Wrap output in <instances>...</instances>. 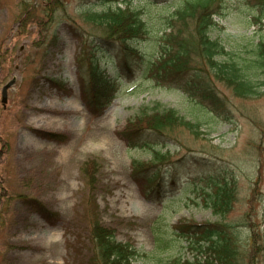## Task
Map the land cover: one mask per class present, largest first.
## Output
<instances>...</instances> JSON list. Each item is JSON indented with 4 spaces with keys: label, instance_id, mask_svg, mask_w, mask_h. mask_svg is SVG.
Here are the masks:
<instances>
[{
    "label": "rangeland",
    "instance_id": "obj_1",
    "mask_svg": "<svg viewBox=\"0 0 264 264\" xmlns=\"http://www.w3.org/2000/svg\"><path fill=\"white\" fill-rule=\"evenodd\" d=\"M62 1L56 10L48 9L55 11L54 20L49 22L44 15L48 1L0 0V264H85L92 243L89 219H85L89 210L85 211L83 199L91 192L81 166L93 156L102 162L101 183L94 193L101 221L116 229L117 240L132 243L139 250L135 264H153L160 257L153 252L152 230L157 222L165 227L179 218L220 220L203 201L216 182H236L237 199L229 220L240 219L253 207L247 219L253 218L263 227L264 170L257 187L247 179L256 177L258 165H264V93L245 98L215 81L227 99L232 121L210 110L203 112L182 89L144 76L143 65L158 52H151L145 39L130 40L139 49V65L123 72L116 97L102 114H93L81 96L82 74L77 60L83 42L102 33L84 19L83 11L101 9L105 2ZM127 1L133 6L144 3ZM150 1L145 3L150 23L157 22L154 15L161 19V14L179 3ZM158 2L168 6L155 5ZM223 3L220 27L214 34L242 57L249 41L260 34L258 24L251 21L256 7L252 0ZM120 4L125 6L126 2ZM123 52L121 42L106 48L99 55L102 70L113 76L116 61L106 60L105 55ZM88 66L87 60L83 70ZM14 76L4 102L2 87ZM155 105L175 107L203 124L200 137L179 129L176 140L182 145L168 138L163 139L167 145L157 144L162 150L174 151L163 171L167 177L175 175L176 182L166 186L159 199L149 200L142 196L131 171L133 159L149 160L152 150L128 145L118 130L143 107ZM48 132L65 134L67 140L58 142L45 134ZM186 153L191 156L185 163ZM31 198L57 211L60 220L55 225L46 221L28 203ZM186 245L185 238L172 240L162 256L192 257L193 252L183 247Z\"/></svg>",
    "mask_w": 264,
    "mask_h": 264
},
{
    "label": "trees",
    "instance_id": "obj_2",
    "mask_svg": "<svg viewBox=\"0 0 264 264\" xmlns=\"http://www.w3.org/2000/svg\"><path fill=\"white\" fill-rule=\"evenodd\" d=\"M44 1L49 2L44 15L52 22L55 11L48 9L56 10L63 5V1ZM101 1L105 2L101 9L88 8L83 12L84 19L102 33L98 38L83 42L77 60L82 74L81 96L93 114H102L114 99L123 72L135 70L133 66L139 65V49L129 43L130 40L138 42L145 39L151 52H158L143 65L144 76L149 75L159 84L182 89L203 112L210 110L232 121L226 107L227 99L222 96L215 81L231 88L233 94L245 98L259 97L264 93V0H252L256 9L251 21L258 24L260 34L249 41L242 51L245 54L242 57H238L232 48H227L214 34L216 28L220 27L218 16L221 17L224 11L223 0H179L174 9L161 14L162 21L158 15H154L157 21L154 23H150L151 13L147 14L146 11V4L151 3L150 0H144L143 4L137 6L127 0ZM121 1L126 2L124 7L120 5ZM112 2L115 4L112 5ZM155 5L168 6L159 2ZM40 18L43 16L40 15ZM53 38L56 41L57 35L54 34ZM115 42L123 44L124 52L121 55H105L106 60L116 61L112 76L100 67L99 55ZM87 60L88 69L83 70ZM84 72H88V75ZM202 124L201 119L188 118L175 107L155 105L143 107L139 114L130 117L123 129L118 130L128 145L152 150L153 156L149 160L133 159L131 171L132 178L147 199H159L160 192L176 182L175 175L167 177L163 171V165L171 161L175 153L170 148L162 150L157 144L167 145L163 139L168 138L182 145L176 140L179 129L185 128L200 137ZM48 133L45 134L54 140H67L65 134ZM190 156L186 153L183 161L186 163ZM101 169L102 162L96 156L86 159L81 166L82 178L91 192L86 193L83 199L85 211L89 210L85 213V219H89L92 243L91 254L85 264H135L139 250L132 243L117 240L116 229L101 221L94 195L101 183ZM263 170L264 165L259 164V174L254 178L248 175L250 180L246 177L253 187H257ZM214 185L211 191L206 192L203 201L220 215V220L200 222L193 218H179L176 223L165 227L157 222L152 230L155 240L153 252L160 257L153 264H264V226L258 225L253 218L247 219L253 207L240 219L229 220V213L237 199L236 182L232 179ZM28 203L49 223L55 225L60 220L59 213L43 201L31 198ZM177 238L186 239L187 245L183 247L193 252L192 257L184 254L162 256L164 250L170 247L169 242Z\"/></svg>",
    "mask_w": 264,
    "mask_h": 264
},
{
    "label": "water",
    "instance_id": "obj_3",
    "mask_svg": "<svg viewBox=\"0 0 264 264\" xmlns=\"http://www.w3.org/2000/svg\"><path fill=\"white\" fill-rule=\"evenodd\" d=\"M16 77L14 76L10 81H8L2 89V100L5 102L7 100V93H8V88L15 82Z\"/></svg>",
    "mask_w": 264,
    "mask_h": 264
}]
</instances>
